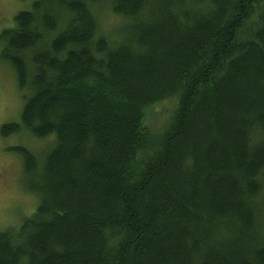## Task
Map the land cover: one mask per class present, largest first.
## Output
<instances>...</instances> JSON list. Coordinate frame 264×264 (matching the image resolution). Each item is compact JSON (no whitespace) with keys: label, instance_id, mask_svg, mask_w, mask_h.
Segmentation results:
<instances>
[{"label":"trees","instance_id":"1","mask_svg":"<svg viewBox=\"0 0 264 264\" xmlns=\"http://www.w3.org/2000/svg\"><path fill=\"white\" fill-rule=\"evenodd\" d=\"M105 1L0 34L25 92L2 136L54 142L15 150L39 203L0 264H264V0H108L115 42Z\"/></svg>","mask_w":264,"mask_h":264},{"label":"rangeland","instance_id":"2","mask_svg":"<svg viewBox=\"0 0 264 264\" xmlns=\"http://www.w3.org/2000/svg\"><path fill=\"white\" fill-rule=\"evenodd\" d=\"M36 1L39 0H0V34L12 29L15 17L20 12L30 11ZM96 13L101 33L115 42V31L117 34V30L127 22L115 16L108 0L97 5ZM2 46L0 43V231H6L20 227L39 203L38 198L27 191L29 181L24 175L23 162L16 148L32 150L42 160L54 142L53 138L37 140L26 131L9 137L2 136L4 125L21 124L25 104V92L20 89L14 70L2 60ZM169 106L170 103H167L157 109L162 111Z\"/></svg>","mask_w":264,"mask_h":264}]
</instances>
